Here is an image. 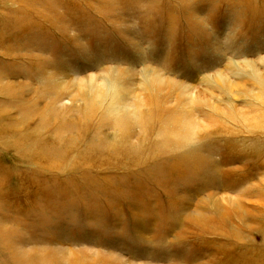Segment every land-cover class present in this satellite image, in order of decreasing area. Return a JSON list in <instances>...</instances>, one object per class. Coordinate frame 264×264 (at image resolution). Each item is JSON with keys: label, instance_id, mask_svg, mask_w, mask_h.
Wrapping results in <instances>:
<instances>
[{"label": "rangeland", "instance_id": "rangeland-1", "mask_svg": "<svg viewBox=\"0 0 264 264\" xmlns=\"http://www.w3.org/2000/svg\"><path fill=\"white\" fill-rule=\"evenodd\" d=\"M0 264H264V0H0Z\"/></svg>", "mask_w": 264, "mask_h": 264}, {"label": "bare ground", "instance_id": "bare-ground-1", "mask_svg": "<svg viewBox=\"0 0 264 264\" xmlns=\"http://www.w3.org/2000/svg\"><path fill=\"white\" fill-rule=\"evenodd\" d=\"M168 136V135H167Z\"/></svg>", "mask_w": 264, "mask_h": 264}]
</instances>
